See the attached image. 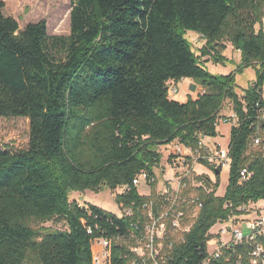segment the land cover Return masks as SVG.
Masks as SVG:
<instances>
[{"label": "trees", "instance_id": "trees-1", "mask_svg": "<svg viewBox=\"0 0 264 264\" xmlns=\"http://www.w3.org/2000/svg\"><path fill=\"white\" fill-rule=\"evenodd\" d=\"M3 9L0 1V119H27L29 134L23 150L0 147V264H93L98 239L110 242L108 264H153L132 248L168 207V196L155 191L158 148L176 141L198 150L229 119L220 115L226 103L236 123L224 194L216 196L220 169L202 161L215 182L204 175L193 177L198 186L185 180L181 196L201 207L194 219L193 204L175 208L190 224L181 239L166 218L156 262L235 264L240 257L251 264L248 244L211 258L207 242L216 223L264 199V158L253 145L264 107V0H73L67 36L48 35L43 20L19 31ZM188 31L205 41L201 55L213 64L227 61L221 42H229L240 55L238 71L252 67L255 81L238 94L233 73L210 74ZM185 79L203 92L177 102L168 83ZM140 173L147 196L132 183ZM104 189H122L114 200L120 216L68 200L69 192ZM50 221L67 229L39 226Z\"/></svg>", "mask_w": 264, "mask_h": 264}, {"label": "built area", "instance_id": "built-area-1", "mask_svg": "<svg viewBox=\"0 0 264 264\" xmlns=\"http://www.w3.org/2000/svg\"><path fill=\"white\" fill-rule=\"evenodd\" d=\"M176 92V85L174 84L173 88H169V93ZM260 101L264 102V86L260 92ZM227 118L229 119L220 120L218 125L220 122H224L226 125L230 126V128L235 125L236 118L233 113L227 116ZM259 120L261 121V125L257 128V137L253 140V145L257 146V148L262 151L264 158V107L260 109ZM228 145L222 146L221 144H214L213 147H209L205 142V138L201 139L199 144L200 147L195 151L185 148L176 141L164 145V147L168 148L170 151L167 159V169L172 175L168 180L163 181V183L166 184L164 191L158 193L168 196V207L158 219L152 220L151 223L146 226L144 242L143 244L132 248L133 253L140 257L146 255L152 260L153 264H157L156 256L158 254V249L161 248V244L159 243L156 245L155 240L162 239L164 236L166 232V218H170L171 220L172 231H176L180 234L178 239L182 238L181 235L183 233L189 231L190 224L183 223V212L175 210V208L184 204H193L196 213L193 217L189 216V219H194L201 205L194 197L188 199L181 196V190L187 188L185 180H189L192 186L199 185L193 181V177L195 175L199 176V174H195V167L203 166L201 163L202 161H206L209 165L213 166V169L215 170L220 169V172L222 169L229 168L230 158L228 155ZM203 168L213 174L212 170L205 166H203ZM241 175L244 178L249 176L245 171L241 172ZM140 182L144 183L150 193V186L147 182V176L145 173H140L132 181L137 190ZM149 193L147 195H149ZM139 194L142 195L141 193ZM237 212L240 214H234L229 217L227 221L216 223L214 225H218L216 231L212 232L211 230L214 226L210 229L209 234L211 235V238L207 242L209 256L211 258H219L223 249L248 244L250 247V263L264 264V245L262 243L264 242V199L248 203L247 205H242L237 208ZM231 225H233V227ZM159 228L161 229L162 234L157 236L154 231ZM244 231H246V233ZM95 245H98V248L100 247L96 252L94 250ZM109 249V241L105 239L95 240L92 245L93 264H99L101 261L100 258H104L106 264H108L110 255ZM240 262V257H238L235 264H241ZM203 264H209V261L206 260Z\"/></svg>", "mask_w": 264, "mask_h": 264}, {"label": "rangeland", "instance_id": "rangeland-1", "mask_svg": "<svg viewBox=\"0 0 264 264\" xmlns=\"http://www.w3.org/2000/svg\"><path fill=\"white\" fill-rule=\"evenodd\" d=\"M4 3L3 12L6 16L13 17L18 24L19 31H21L25 26L29 24L37 23L41 20L46 23V30L48 35L56 36H67L69 35V20L67 18L71 10V2L73 0H0ZM186 38L191 43L192 50L197 56H200V61L207 69V71L212 75L226 76L231 73L235 76V86L236 92L241 94L243 90L248 88L255 81V72L252 67H247L238 71L240 64V55L229 42L223 41L221 45L224 50H222V55L227 60L224 64H213L211 56H202L201 49L205 46V41L194 32L188 31L186 33ZM183 82L176 84V93H171L170 97L177 102H186L188 97L184 96L182 91ZM197 85V84H194ZM169 88H173L174 84L172 82L168 83ZM202 92V88L198 87L197 90H194L190 86L186 87V93L189 96L197 98V96ZM230 111L229 104L226 103L223 110L220 112L221 116H229L228 112ZM219 136L217 142L226 143L229 133V128L224 122L219 124ZM28 120L25 118H11V119H0V147L10 151L17 152L26 148L28 143ZM207 146L213 147L212 142H206ZM158 151L161 154L160 167L156 169L157 182L155 185L156 192H162L165 189V183H163V173L162 171L167 169V159L169 154V149L161 146L158 148ZM195 174H202L209 176L208 178L211 182H215L214 174L207 171L203 166L195 167ZM228 169H222L219 175V187L216 191V196H221L224 194L225 188L228 183ZM172 175V174H171ZM138 190L141 194H148L149 190L144 185L143 182H140ZM121 189L116 191H110L104 189L99 193H94L91 191H85L82 193L79 192H69L68 200L69 202H77L80 206L91 204L95 205L103 210L114 213L115 215L120 216L121 211L118 206L115 204V195L121 193ZM196 211L191 210L188 212V215L193 217ZM40 227L44 228H53L57 230H66V225L62 222L58 223L56 221L45 222L39 224ZM233 227V225H231ZM246 233V231H244ZM154 233L157 236L162 234L161 229H156ZM171 234L174 238L178 239L180 234L176 231H172ZM100 248V247H99ZM98 245L94 246L95 252L99 250ZM101 261L99 264H106L104 258H100Z\"/></svg>", "mask_w": 264, "mask_h": 264}, {"label": "crops", "instance_id": "crops-1", "mask_svg": "<svg viewBox=\"0 0 264 264\" xmlns=\"http://www.w3.org/2000/svg\"><path fill=\"white\" fill-rule=\"evenodd\" d=\"M181 82H183V85L181 86L182 87V91H181V93L184 95V96H186V97H190L191 99H196V98H194V97H191V96H189V94H187L186 93V87L187 86H190L191 88H193L194 90H197L198 89V87H200V86H198V85H194V82L192 81V80H189V79H185V80H182ZM180 83V82H179ZM178 84V83H177ZM203 92V91H202ZM201 92V93H202ZM184 103V102H183ZM229 114L228 115H230L232 112L231 111H229L228 112ZM228 126V125H227ZM228 128H229V133H230V126H228ZM219 129H220V127H219V125L217 126V137H215V138H205V142H212V144H221L222 146H227L228 145V142H229V133H228V138H227V141H226V143L223 145V143H221V142H217L216 140H217V138H219V137H221L222 135H220L219 136V133H220V131H219ZM221 134V133H220ZM228 169V168H227ZM162 173H163V181H165V180H168L170 177H171V172L169 171V170H164V171H162ZM139 191V190H138ZM140 193V192H139ZM142 195H147V193L146 194H142ZM221 196H223V194L221 195ZM217 228H218V225L217 226H214L211 230H212V232H214V231H216L217 230Z\"/></svg>", "mask_w": 264, "mask_h": 264}, {"label": "water", "instance_id": "water-1", "mask_svg": "<svg viewBox=\"0 0 264 264\" xmlns=\"http://www.w3.org/2000/svg\"><path fill=\"white\" fill-rule=\"evenodd\" d=\"M215 174H216V175H218V174H219V172H218V171H215Z\"/></svg>", "mask_w": 264, "mask_h": 264}]
</instances>
